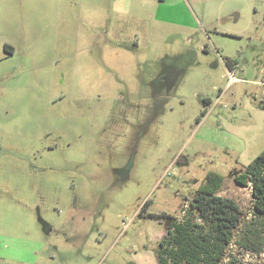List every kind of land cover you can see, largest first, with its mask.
Segmentation results:
<instances>
[{
	"label": "rangeland",
	"instance_id": "obj_1",
	"mask_svg": "<svg viewBox=\"0 0 264 264\" xmlns=\"http://www.w3.org/2000/svg\"><path fill=\"white\" fill-rule=\"evenodd\" d=\"M263 79L264 0H0V264H159L211 171L250 217Z\"/></svg>",
	"mask_w": 264,
	"mask_h": 264
},
{
	"label": "trees",
	"instance_id": "obj_2",
	"mask_svg": "<svg viewBox=\"0 0 264 264\" xmlns=\"http://www.w3.org/2000/svg\"><path fill=\"white\" fill-rule=\"evenodd\" d=\"M230 60L227 58L226 63L233 70L236 62ZM259 106L264 109V99ZM205 113L206 109L202 110L200 117ZM233 179L251 191L250 217L237 200L220 195L225 176L209 172L182 208L181 216L165 214L166 233L160 242L159 264H222L233 256V247L264 254V151L243 171L233 174Z\"/></svg>",
	"mask_w": 264,
	"mask_h": 264
},
{
	"label": "built area",
	"instance_id": "obj_3",
	"mask_svg": "<svg viewBox=\"0 0 264 264\" xmlns=\"http://www.w3.org/2000/svg\"><path fill=\"white\" fill-rule=\"evenodd\" d=\"M230 75H231V79L236 80L235 72L233 70H231V69H230Z\"/></svg>",
	"mask_w": 264,
	"mask_h": 264
},
{
	"label": "flooded vegetation",
	"instance_id": "obj_4",
	"mask_svg": "<svg viewBox=\"0 0 264 264\" xmlns=\"http://www.w3.org/2000/svg\"><path fill=\"white\" fill-rule=\"evenodd\" d=\"M7 47V46H6ZM230 61H234L233 59H231Z\"/></svg>",
	"mask_w": 264,
	"mask_h": 264
},
{
	"label": "crops",
	"instance_id": "obj_5",
	"mask_svg": "<svg viewBox=\"0 0 264 264\" xmlns=\"http://www.w3.org/2000/svg\"><path fill=\"white\" fill-rule=\"evenodd\" d=\"M211 102V101H210ZM211 104V103H210ZM264 110V109H263Z\"/></svg>",
	"mask_w": 264,
	"mask_h": 264
}]
</instances>
